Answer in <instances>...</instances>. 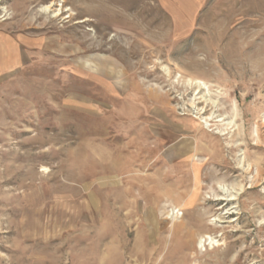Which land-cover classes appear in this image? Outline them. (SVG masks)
<instances>
[{"label":"rangeland","instance_id":"obj_1","mask_svg":"<svg viewBox=\"0 0 264 264\" xmlns=\"http://www.w3.org/2000/svg\"><path fill=\"white\" fill-rule=\"evenodd\" d=\"M263 118L264 0H0V264H264Z\"/></svg>","mask_w":264,"mask_h":264},{"label":"bare ground","instance_id":"obj_2","mask_svg":"<svg viewBox=\"0 0 264 264\" xmlns=\"http://www.w3.org/2000/svg\"><path fill=\"white\" fill-rule=\"evenodd\" d=\"M263 120H264V118H263ZM239 165L243 166L244 168H246V166H247L246 170H249L251 168L250 163L246 162L245 157H240L239 158ZM256 185H257V181H256V178H254L253 182H252V187H255Z\"/></svg>","mask_w":264,"mask_h":264}]
</instances>
